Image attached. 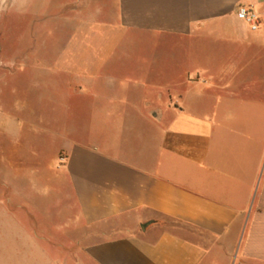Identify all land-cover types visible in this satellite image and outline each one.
Returning <instances> with one entry per match:
<instances>
[{
	"label": "crops",
	"instance_id": "0c3cea01",
	"mask_svg": "<svg viewBox=\"0 0 264 264\" xmlns=\"http://www.w3.org/2000/svg\"><path fill=\"white\" fill-rule=\"evenodd\" d=\"M95 1L59 13L48 66L74 98L63 120L40 112V91L27 77L13 82L0 58L10 224L25 209L29 238L61 252L71 241L81 264H230L244 225L237 262L264 256V91L255 76L264 0ZM241 5L259 13L258 29L238 15ZM162 43L168 67L129 65L128 49Z\"/></svg>",
	"mask_w": 264,
	"mask_h": 264
},
{
	"label": "rangeland",
	"instance_id": "374dc122",
	"mask_svg": "<svg viewBox=\"0 0 264 264\" xmlns=\"http://www.w3.org/2000/svg\"><path fill=\"white\" fill-rule=\"evenodd\" d=\"M74 1L0 0V58L4 59V62L7 61L6 66L9 65L12 69L10 78L13 82L16 81L18 85H22L24 78L27 77L30 91H40L33 99L40 107V112L51 121L63 120L60 117L66 116V100L71 103L74 99L66 97L67 90L63 85L65 80L63 75L48 66L56 58L58 38L60 40L58 37V23L61 19L59 13L63 11L64 5H68V8L73 6ZM105 1L97 0L91 2L89 6L94 5V8L103 9ZM211 41L210 45L214 46V42ZM29 46L33 48L28 49ZM214 49L216 50L210 47L209 51L213 52ZM128 50L129 56L125 55V57H129V65L136 61H143L144 66L153 69H163L169 65L170 49L167 44L162 43L158 47L147 45L144 49L130 48ZM117 52V55L121 56L124 54V49H119ZM133 57L135 60H131ZM262 72H264V64L258 63L255 71L256 91H264ZM88 104V97L80 103L79 115H82L80 119L82 122H88ZM43 162L46 161L43 160ZM8 196V190L0 188V264H81L79 258L73 254L71 241L61 252L60 249L47 245L42 240L29 238L24 225L25 209H17L16 211L19 212L17 222L10 224L9 211L15 209L10 208ZM246 230L247 225H244L230 264H239L238 252L246 242ZM243 259L245 264H264V256Z\"/></svg>",
	"mask_w": 264,
	"mask_h": 264
},
{
	"label": "built area",
	"instance_id": "2783aa9c",
	"mask_svg": "<svg viewBox=\"0 0 264 264\" xmlns=\"http://www.w3.org/2000/svg\"><path fill=\"white\" fill-rule=\"evenodd\" d=\"M238 15L244 19L253 30H256L260 26V15L259 13L251 6L241 5L238 10ZM64 157L61 156V160L64 161Z\"/></svg>",
	"mask_w": 264,
	"mask_h": 264
},
{
	"label": "water",
	"instance_id": "95a60500",
	"mask_svg": "<svg viewBox=\"0 0 264 264\" xmlns=\"http://www.w3.org/2000/svg\"><path fill=\"white\" fill-rule=\"evenodd\" d=\"M147 224V223H146ZM145 226V225H144Z\"/></svg>",
	"mask_w": 264,
	"mask_h": 264
}]
</instances>
